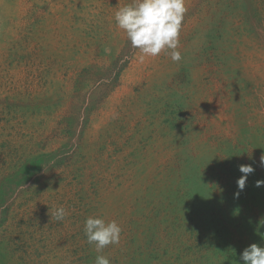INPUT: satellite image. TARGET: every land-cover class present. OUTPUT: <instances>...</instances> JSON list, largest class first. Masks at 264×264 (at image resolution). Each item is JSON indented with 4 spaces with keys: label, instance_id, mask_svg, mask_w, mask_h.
<instances>
[{
    "label": "rangeland",
    "instance_id": "1",
    "mask_svg": "<svg viewBox=\"0 0 264 264\" xmlns=\"http://www.w3.org/2000/svg\"><path fill=\"white\" fill-rule=\"evenodd\" d=\"M128 3L0 0V264H95L89 216L122 229L111 264L264 246V0H185L178 62L140 60Z\"/></svg>",
    "mask_w": 264,
    "mask_h": 264
},
{
    "label": "clouds",
    "instance_id": "2",
    "mask_svg": "<svg viewBox=\"0 0 264 264\" xmlns=\"http://www.w3.org/2000/svg\"><path fill=\"white\" fill-rule=\"evenodd\" d=\"M186 11L185 0H131V3L118 8L114 18L117 27L126 33L131 46L140 50L141 61L146 56L155 57L163 50H171V59L178 62L182 59L177 48ZM260 163L264 165V154L260 157ZM254 170L250 164L239 165V171L243 173L237 180L240 190L244 189L247 176ZM261 185H264V180H257L256 186ZM66 214V209L62 206L53 212L57 220H63ZM83 230L87 242L94 244L98 253L95 264H111L107 256L99 253L106 246L119 243L122 231L119 224L115 220L106 221L101 217L89 216ZM240 260L243 264H264V246L250 244L241 253Z\"/></svg>",
    "mask_w": 264,
    "mask_h": 264
}]
</instances>
